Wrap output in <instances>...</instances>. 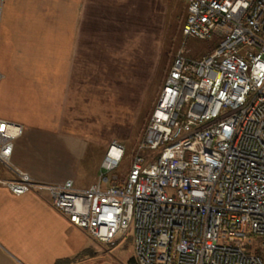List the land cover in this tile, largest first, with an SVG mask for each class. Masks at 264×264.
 <instances>
[{
  "label": "built area",
  "instance_id": "1",
  "mask_svg": "<svg viewBox=\"0 0 264 264\" xmlns=\"http://www.w3.org/2000/svg\"><path fill=\"white\" fill-rule=\"evenodd\" d=\"M183 1V36L219 41L199 59L177 51L126 176L35 180L11 162L22 126L0 118V185L46 194L100 244L130 231L134 264H264V0ZM123 152L112 141L101 167Z\"/></svg>",
  "mask_w": 264,
  "mask_h": 264
},
{
  "label": "crops",
  "instance_id": "2",
  "mask_svg": "<svg viewBox=\"0 0 264 264\" xmlns=\"http://www.w3.org/2000/svg\"><path fill=\"white\" fill-rule=\"evenodd\" d=\"M117 3L0 0V118L22 126L11 162L35 180L71 179L80 187L76 173L89 141L70 125L65 98L72 83L92 80L87 34L96 29L97 9ZM0 178H11L1 165ZM101 245L46 194L15 195L0 185V264H117Z\"/></svg>",
  "mask_w": 264,
  "mask_h": 264
},
{
  "label": "rangeland",
  "instance_id": "3",
  "mask_svg": "<svg viewBox=\"0 0 264 264\" xmlns=\"http://www.w3.org/2000/svg\"><path fill=\"white\" fill-rule=\"evenodd\" d=\"M118 1L116 9H97L96 29L87 34L89 53L84 60L95 71L92 80L72 83L65 98L70 125L89 141L76 173L80 187L102 173L110 181L114 175L117 180L126 176L177 51L182 48L186 58L199 59L219 41L183 36V0ZM112 141L121 144L124 152L118 166L107 171L101 162ZM101 246L117 264H130V231L117 244Z\"/></svg>",
  "mask_w": 264,
  "mask_h": 264
},
{
  "label": "trees",
  "instance_id": "4",
  "mask_svg": "<svg viewBox=\"0 0 264 264\" xmlns=\"http://www.w3.org/2000/svg\"><path fill=\"white\" fill-rule=\"evenodd\" d=\"M129 262H130V264H133V263H134L132 258L130 259V261H129Z\"/></svg>",
  "mask_w": 264,
  "mask_h": 264
},
{
  "label": "bare ground",
  "instance_id": "5",
  "mask_svg": "<svg viewBox=\"0 0 264 264\" xmlns=\"http://www.w3.org/2000/svg\"><path fill=\"white\" fill-rule=\"evenodd\" d=\"M112 153H114V154H115V153H116V150H115V149H112Z\"/></svg>",
  "mask_w": 264,
  "mask_h": 264
}]
</instances>
